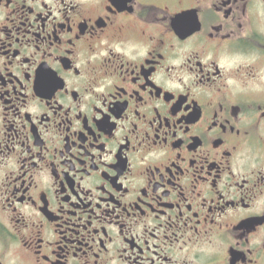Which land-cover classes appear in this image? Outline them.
<instances>
[{
    "label": "flooded vegetation",
    "instance_id": "1",
    "mask_svg": "<svg viewBox=\"0 0 264 264\" xmlns=\"http://www.w3.org/2000/svg\"><path fill=\"white\" fill-rule=\"evenodd\" d=\"M0 264H264V0H0Z\"/></svg>",
    "mask_w": 264,
    "mask_h": 264
}]
</instances>
